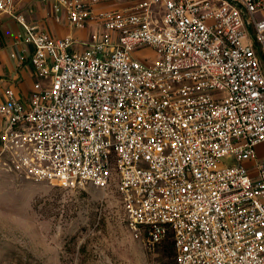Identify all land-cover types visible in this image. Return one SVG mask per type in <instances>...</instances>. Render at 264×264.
Masks as SVG:
<instances>
[{
	"label": "built area",
	"instance_id": "built-area-1",
	"mask_svg": "<svg viewBox=\"0 0 264 264\" xmlns=\"http://www.w3.org/2000/svg\"><path fill=\"white\" fill-rule=\"evenodd\" d=\"M102 1L0 0L17 28L0 37V167L113 187L173 264H264V0Z\"/></svg>",
	"mask_w": 264,
	"mask_h": 264
},
{
	"label": "rangeland",
	"instance_id": "rangeland-1",
	"mask_svg": "<svg viewBox=\"0 0 264 264\" xmlns=\"http://www.w3.org/2000/svg\"><path fill=\"white\" fill-rule=\"evenodd\" d=\"M126 4L105 0L97 6ZM5 19L0 17V37L10 41L17 28ZM44 22L54 36L59 26ZM60 29L63 35L70 32ZM70 34L84 37L76 31ZM173 263L169 246L149 247L127 230L113 187L68 191L33 185L0 167V264Z\"/></svg>",
	"mask_w": 264,
	"mask_h": 264
},
{
	"label": "crops",
	"instance_id": "crops-1",
	"mask_svg": "<svg viewBox=\"0 0 264 264\" xmlns=\"http://www.w3.org/2000/svg\"><path fill=\"white\" fill-rule=\"evenodd\" d=\"M131 1L132 0H120L119 2L129 4ZM122 6H125V5H122ZM60 28L63 29L64 27H56V30H55L56 34L55 35H57V36L63 35L60 33V31H61ZM65 31H66V29H65ZM8 63L9 62L3 56L0 55V80L5 79L8 82H10L14 78V72L12 71V65L10 63L9 64ZM0 87H1V82H0Z\"/></svg>",
	"mask_w": 264,
	"mask_h": 264
},
{
	"label": "trees",
	"instance_id": "trees-1",
	"mask_svg": "<svg viewBox=\"0 0 264 264\" xmlns=\"http://www.w3.org/2000/svg\"><path fill=\"white\" fill-rule=\"evenodd\" d=\"M164 243L165 245L169 246L170 249L172 250V253H173V246H172V241L169 237H167L166 239H164L161 243L159 244H162ZM173 256H174V253H173Z\"/></svg>",
	"mask_w": 264,
	"mask_h": 264
}]
</instances>
